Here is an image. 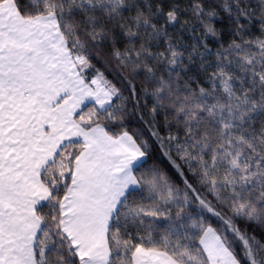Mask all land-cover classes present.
Listing matches in <instances>:
<instances>
[{
  "label": "snow or ice",
  "instance_id": "snow-or-ice-1",
  "mask_svg": "<svg viewBox=\"0 0 264 264\" xmlns=\"http://www.w3.org/2000/svg\"><path fill=\"white\" fill-rule=\"evenodd\" d=\"M0 264H264V0H0Z\"/></svg>",
  "mask_w": 264,
  "mask_h": 264
},
{
  "label": "trees",
  "instance_id": "trees-1",
  "mask_svg": "<svg viewBox=\"0 0 264 264\" xmlns=\"http://www.w3.org/2000/svg\"><path fill=\"white\" fill-rule=\"evenodd\" d=\"M179 2L182 5H186L188 3V0H179ZM217 0H207L208 4H214L216 3ZM253 4H257L258 0H252ZM188 17H182L183 19H187ZM229 23V21L227 20V18H224L221 22L217 23V28L223 29V31L225 32V35L222 37V42L227 43V41L230 39V36L227 34L230 29L228 27H226V25ZM150 107V105H149ZM145 119H148L147 116H145ZM160 123H163V117H159L158 118ZM128 124V128L130 131L136 132V131H144V134L147 135V130L145 125L141 122V120L139 119V114H137V116L132 117L128 120L127 122ZM161 160V167H167V162L164 160V158L161 156L160 157ZM178 179V178H177Z\"/></svg>",
  "mask_w": 264,
  "mask_h": 264
}]
</instances>
